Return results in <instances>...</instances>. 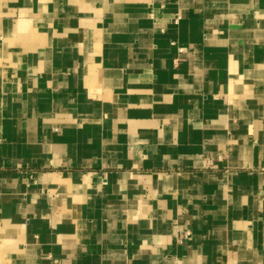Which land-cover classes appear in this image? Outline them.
<instances>
[{
    "label": "crops",
    "instance_id": "obj_1",
    "mask_svg": "<svg viewBox=\"0 0 264 264\" xmlns=\"http://www.w3.org/2000/svg\"><path fill=\"white\" fill-rule=\"evenodd\" d=\"M0 264H264V0H0Z\"/></svg>",
    "mask_w": 264,
    "mask_h": 264
},
{
    "label": "built area",
    "instance_id": "obj_2",
    "mask_svg": "<svg viewBox=\"0 0 264 264\" xmlns=\"http://www.w3.org/2000/svg\"><path fill=\"white\" fill-rule=\"evenodd\" d=\"M181 52H184V49H182Z\"/></svg>",
    "mask_w": 264,
    "mask_h": 264
}]
</instances>
